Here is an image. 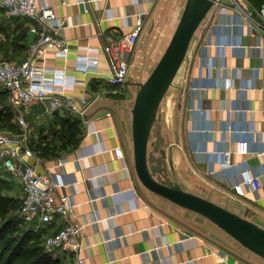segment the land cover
Returning <instances> with one entry per match:
<instances>
[{
	"label": "crops",
	"instance_id": "1",
	"mask_svg": "<svg viewBox=\"0 0 264 264\" xmlns=\"http://www.w3.org/2000/svg\"><path fill=\"white\" fill-rule=\"evenodd\" d=\"M186 1L96 0L89 11L81 0H68V5L49 1L64 20L62 37L68 40L69 51L67 56L49 53L48 66L54 72L47 76L65 79L67 94L91 105L84 116L75 115L81 127L77 147L60 156L34 152L29 158L37 171L60 172L65 181L76 182L58 188L59 196L74 197L73 212L57 216L49 225L39 220L34 224L45 237L69 223L82 226L87 264H264L263 258L234 239L231 243L227 234L224 238L228 236L231 246L192 231L151 203L141 192L130 161L132 108L139 83L154 69L151 50L163 44L166 50ZM141 12L148 15L131 58L128 82L112 85L106 80L110 65L103 46L130 33ZM32 25L26 17L0 15V46L5 47L10 37L16 44L12 40L3 50L12 46L24 52L11 59L27 57L34 38ZM194 38L158 115L166 173L187 191L264 227V181L257 193L240 184L245 167L264 173V48L256 47L258 41L264 43V33L253 35L247 27L222 25L220 16L212 13ZM230 40L242 46L217 47ZM83 58L88 73L80 69ZM57 113L71 114L51 113L43 102L30 106L29 146L40 140L44 145L60 130ZM240 139L249 141L251 152L234 153L233 165L225 167L222 152L233 149ZM117 146L126 160L117 158ZM154 195L164 206L176 205Z\"/></svg>",
	"mask_w": 264,
	"mask_h": 264
},
{
	"label": "built area",
	"instance_id": "2",
	"mask_svg": "<svg viewBox=\"0 0 264 264\" xmlns=\"http://www.w3.org/2000/svg\"><path fill=\"white\" fill-rule=\"evenodd\" d=\"M50 0H0V8L9 17H26L32 22L34 38L29 44L27 57L21 60L0 58V86L7 93L9 102L15 111V122L19 132L0 128V164L18 179L22 187V205L19 215L24 223L30 225L36 220L45 225L52 223L59 215L73 212L77 203L72 195H58V188L76 185V182L65 181L63 173L47 170L39 172L29 163L34 152L29 146L32 126L27 114L30 106L37 102L46 104L51 113L65 110L72 115L84 116L91 103L67 94L65 79H54L47 76L54 69L48 66V55L55 51L57 55H68V40L62 37L64 20L50 7ZM96 0H81L90 10ZM248 1V0H247ZM68 5V0H61ZM238 8L233 11V8ZM249 10V11H248ZM232 12V13H231ZM220 16V23L231 28H248L253 35L264 33V4L255 7L251 4L244 7L238 0H216L210 14ZM148 13L135 15V23L130 33L120 39H110L103 46V52L109 62L110 70L106 80L112 85L125 86L130 74L131 58L136 49L138 39L144 30ZM208 15V16H209ZM257 17V19L255 18ZM228 18L227 22L224 19ZM208 19V17H207ZM206 19V20H207ZM241 47L242 43L230 40L217 47ZM256 47L264 48L258 41ZM80 69L90 72L87 59H81ZM234 132L233 127H229ZM118 159L126 160L122 147L114 148ZM251 152L250 143L246 139L237 140L233 149L223 151L225 167L233 165V154L247 155ZM133 175V173H132ZM264 173H256L245 167L241 171L240 184L257 193L263 188ZM83 227L66 224L51 235L46 236L44 245L48 251L67 253L73 264H87V246L82 237Z\"/></svg>",
	"mask_w": 264,
	"mask_h": 264
},
{
	"label": "water",
	"instance_id": "3",
	"mask_svg": "<svg viewBox=\"0 0 264 264\" xmlns=\"http://www.w3.org/2000/svg\"><path fill=\"white\" fill-rule=\"evenodd\" d=\"M215 1H186L166 50L148 78L139 83L132 108L135 172L147 190L207 218L243 247L264 259V227L209 198L185 190L172 180L166 173L165 158L161 155L164 139L154 132L162 101ZM152 136L156 141L151 143Z\"/></svg>",
	"mask_w": 264,
	"mask_h": 264
},
{
	"label": "trees",
	"instance_id": "4",
	"mask_svg": "<svg viewBox=\"0 0 264 264\" xmlns=\"http://www.w3.org/2000/svg\"><path fill=\"white\" fill-rule=\"evenodd\" d=\"M249 1H252L255 7L264 4V0ZM0 97L9 103L8 95L4 90L0 91ZM7 106L0 111V128H13L11 121L15 111L10 104L9 107ZM57 122L61 124L60 130L55 132L44 145L41 140L39 143H32L30 147L33 152H37L42 157L60 156L62 152L77 147L81 136L79 118L71 114L59 115ZM157 129L158 125L154 132L159 134ZM0 166V264H73L72 257L67 253L56 254L57 252L46 249L44 245L46 237L43 231L35 226V222L30 225L24 223L19 215L22 197L4 193L6 187L13 188L9 179L16 178L1 164ZM20 192L22 194V189Z\"/></svg>",
	"mask_w": 264,
	"mask_h": 264
},
{
	"label": "rangeland",
	"instance_id": "5",
	"mask_svg": "<svg viewBox=\"0 0 264 264\" xmlns=\"http://www.w3.org/2000/svg\"><path fill=\"white\" fill-rule=\"evenodd\" d=\"M227 1V0H226ZM229 1V0H228ZM238 1H240L241 3H242V5L244 6V7H247L248 5H250L251 6V4L253 5V6H255L254 5V3L252 2V1H247V0H238ZM237 9L238 8H233V11H237ZM249 11V10H248ZM2 13H4V11L0 8V15L2 14ZM232 13V12H231ZM182 14V13H181ZM181 16V15H180ZM180 19V18H179ZM179 22V21H178ZM205 22H206V20L205 21H203V23L200 25V27H199V29H198V31L196 32V34L197 33H199V31L204 27V25H205ZM195 39V38H194ZM194 39H193V41H194ZM12 40L14 41V44H16V39H13V38H8L7 39V44H5L6 46L4 47V46H0V58H6V59H11V58H17V59H19L20 57H22L23 55H24V52L23 51H20V49L18 50V49H16L15 47L14 48H12V46L11 47H9V51H5V50H3V48H7L8 46V43L10 44L11 42H12ZM16 41V42H15ZM192 41V42H193ZM192 44V43H191ZM163 48H164V44H163V46L161 47V49L159 48H157L156 46L151 50L152 52H155V53H152L151 54V57L155 60L154 61V65H153V67H155V65H156V63L159 61V59H160V57H161V55H162V53L164 52V50H163ZM8 54V55H7ZM130 75V74H129ZM149 76V75H148ZM148 76L147 77H145V79L143 78H141L142 79V82H144L147 78H148ZM129 79V78H128ZM173 85H174V82H173ZM172 85V86H173ZM171 86V87H172ZM171 90V88L169 89V91ZM0 91H3V89H2V87L0 86ZM169 91H168V93H169ZM167 93V94H168ZM166 94V95H167ZM166 97V96H165ZM9 104H10V106H11V103L9 102L8 103V101H4L3 99H2V97H0V111H1V109H3L4 107H6L7 105V107H9ZM11 123L13 124V128H9V127H5V128H2L3 130H10V131H13V132H15V131H17V132H19V129L17 130V128H19L18 127V125L16 124V122H15V116H14V118H13V120L11 121ZM132 134H133V131H132ZM156 141V138L155 137H153L152 136V138H151V143L152 142H155ZM130 147V154H129V157H130V161H131V163H132V165L134 166V148H133V135H132V140H131V144L129 145ZM151 149H152V146L150 147ZM0 168H1V166H0ZM134 171H135V166H134ZM136 173V172H135ZM175 181V180H174ZM9 182L11 183V185L13 186V188L11 189V188H8V187H6L5 188V191H4V193L5 194H7V195H12V196H14V197H22V194H21V192H20V190L22 189L21 188V183H20V181L19 180H16V179H13V178H10L9 179ZM140 182V181H139ZM139 186H140V189H141V192L142 193H144L145 194V196L149 199V201L151 202V203H154V204H156V205H158V206H160L161 208H162V210H164L165 212H166V214H168L170 217H172L173 219H175V220H178L182 225H184L185 227H187V228H189V229H191L192 231H194V232H196V233H198V234H202V235H204V236H206V237H209V238H213V239H216V240H218L219 242H221L222 244H226V245H228V246H231L230 244H229V242H228V240H226V239H228V238H226V237H228L229 235L227 234V233H225V232H222V230H220V228L219 227H217L214 223H212L210 220H208L207 218H205V217H203V216H201V215H199V214H197V213H194V212H192V211H189V210H186V209H183V208H180V207H178V206H176V205H172V204H170V206H164L163 204H160L158 201H162V200H160V198H158L157 196H155L154 194H152L149 190H147L142 184H141V182H140V184H139ZM182 186V185H181ZM185 189V188H184ZM186 190V189H185ZM221 231V232H220ZM220 233H223V234H220ZM225 233V234H224ZM228 235V236H225V238H224V235ZM230 237V236H229ZM233 238L231 237V238H229V241H231V243H232V241L234 242V240H232ZM236 241V240H235Z\"/></svg>",
	"mask_w": 264,
	"mask_h": 264
}]
</instances>
